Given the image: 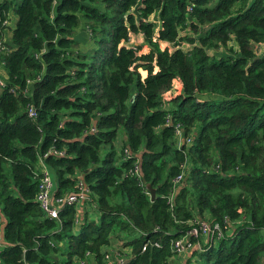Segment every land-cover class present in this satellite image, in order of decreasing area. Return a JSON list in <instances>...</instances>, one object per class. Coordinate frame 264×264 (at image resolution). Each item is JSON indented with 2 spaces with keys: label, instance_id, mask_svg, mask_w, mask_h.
<instances>
[{
  "label": "trees",
  "instance_id": "16d2710c",
  "mask_svg": "<svg viewBox=\"0 0 264 264\" xmlns=\"http://www.w3.org/2000/svg\"><path fill=\"white\" fill-rule=\"evenodd\" d=\"M262 42L264 0L0 1V264H264ZM43 166L87 197L47 216Z\"/></svg>",
  "mask_w": 264,
  "mask_h": 264
},
{
  "label": "built area",
  "instance_id": "2783aa9c",
  "mask_svg": "<svg viewBox=\"0 0 264 264\" xmlns=\"http://www.w3.org/2000/svg\"><path fill=\"white\" fill-rule=\"evenodd\" d=\"M4 40V38H3ZM0 48L2 50L7 49L8 47L1 43ZM4 84L3 78L0 77V86ZM27 113L29 117L35 118L36 117V110L32 104L27 106ZM177 133L180 135L179 127L177 128ZM183 176V173L180 172L176 175L173 179L174 182H178ZM79 190L77 192H71L63 197L60 198H53L52 197V188H53V181L52 177L48 171V169L43 166L42 168V176L40 178L39 183V191L36 195V199L38 200L41 208L43 209L44 213L49 217H57L58 216V205L63 203H80L83 199L87 197L86 194V187L80 181L78 182ZM192 226L186 231V233L175 239L173 243V249L177 253H183L190 249L191 245L196 244L197 246H202V243L212 242L213 239L218 238L223 235L222 228L220 223L210 222L204 218L196 217L191 220ZM199 238V239H197ZM203 239V242L200 240ZM192 239H196V241H192ZM190 247V248H189ZM104 264H124L125 256L117 249L109 250L104 254ZM25 264V263H23ZM80 264H88L85 259L80 260Z\"/></svg>",
  "mask_w": 264,
  "mask_h": 264
},
{
  "label": "rangeland",
  "instance_id": "374dc122",
  "mask_svg": "<svg viewBox=\"0 0 264 264\" xmlns=\"http://www.w3.org/2000/svg\"><path fill=\"white\" fill-rule=\"evenodd\" d=\"M0 1H2V0H0ZM15 18H16V16H15V14H14V16L12 17V19H11V22H10V24H11V26L13 25V23L15 22ZM82 22H80V24H81ZM80 24L78 25V26H80ZM78 26L76 27V28H78ZM185 33V32H184ZM189 34H194L192 31L191 32H189ZM135 37H134V35H133V33L131 34V36H130V39H129V41H127V44L128 45H132L133 44V42H135ZM187 40H183V39H181V41H180V44L182 45L183 43H187L186 42ZM165 41L164 40H161L160 41V45L161 46H164L165 45ZM93 44V41H91L90 39H87V42L86 43H81L79 46L82 48V49H84L85 51H87V50H90L91 49V45ZM183 45H185V44H183ZM188 46V45H187ZM186 45H185V47H187ZM2 67H1V65H0V77H2ZM3 78V77H2ZM79 204V203H78ZM0 227H1V225H0ZM122 246V245H121ZM122 253H123V251L125 252V253H130V251H131V248L129 247V246H122ZM181 254H183V253H178V254H176V255H178V256H181ZM126 256H128L127 254H126Z\"/></svg>",
  "mask_w": 264,
  "mask_h": 264
},
{
  "label": "crops",
  "instance_id": "0c3cea01",
  "mask_svg": "<svg viewBox=\"0 0 264 264\" xmlns=\"http://www.w3.org/2000/svg\"><path fill=\"white\" fill-rule=\"evenodd\" d=\"M133 35H134V37L136 39L135 41H137V42L142 41L143 42V37H142V35L140 33H133ZM75 36L80 40V42L81 41H82V43H86L87 42V39H86L87 38V34H86L85 28H84V26L82 24L80 26H78V28H76ZM3 37H4L5 40H7V38L9 37V32H5ZM183 44H185L186 46L188 45L187 47H189V43H183ZM183 44L181 46L183 48H187ZM261 47H262V50H263L264 49V42H262ZM1 67H2V65H1ZM3 71L4 70H3V67H2V73H3ZM0 231H1V229H0Z\"/></svg>",
  "mask_w": 264,
  "mask_h": 264
},
{
  "label": "water",
  "instance_id": "95a60500",
  "mask_svg": "<svg viewBox=\"0 0 264 264\" xmlns=\"http://www.w3.org/2000/svg\"><path fill=\"white\" fill-rule=\"evenodd\" d=\"M207 27H208V25L206 26V28ZM147 188L149 189L150 198L152 199L155 195V189H154V187L150 186L149 184L147 185Z\"/></svg>",
  "mask_w": 264,
  "mask_h": 264
}]
</instances>
